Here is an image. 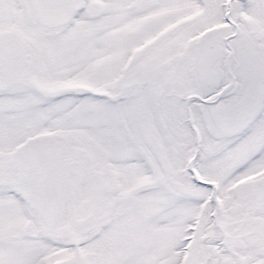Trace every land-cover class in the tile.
<instances>
[{"label": "snow or ice", "instance_id": "obj_1", "mask_svg": "<svg viewBox=\"0 0 264 264\" xmlns=\"http://www.w3.org/2000/svg\"><path fill=\"white\" fill-rule=\"evenodd\" d=\"M0 264H264V0H0Z\"/></svg>", "mask_w": 264, "mask_h": 264}]
</instances>
